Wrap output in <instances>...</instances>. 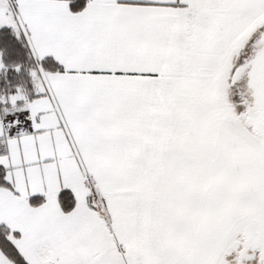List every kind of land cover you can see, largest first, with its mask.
<instances>
[{
  "label": "snow or ice",
  "instance_id": "6c2138e0",
  "mask_svg": "<svg viewBox=\"0 0 264 264\" xmlns=\"http://www.w3.org/2000/svg\"><path fill=\"white\" fill-rule=\"evenodd\" d=\"M0 264H264V0H0Z\"/></svg>",
  "mask_w": 264,
  "mask_h": 264
}]
</instances>
